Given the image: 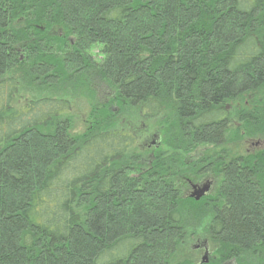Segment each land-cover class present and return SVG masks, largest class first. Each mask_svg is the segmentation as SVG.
Returning a JSON list of instances; mask_svg holds the SVG:
<instances>
[{"label":"trees","instance_id":"obj_1","mask_svg":"<svg viewBox=\"0 0 264 264\" xmlns=\"http://www.w3.org/2000/svg\"><path fill=\"white\" fill-rule=\"evenodd\" d=\"M208 212L223 264H264V0H0V264H201L180 251Z\"/></svg>","mask_w":264,"mask_h":264},{"label":"rangeland","instance_id":"obj_2","mask_svg":"<svg viewBox=\"0 0 264 264\" xmlns=\"http://www.w3.org/2000/svg\"><path fill=\"white\" fill-rule=\"evenodd\" d=\"M102 47H96L94 49V55L96 61L102 60ZM89 114V103L82 99L72 102L71 116L75 123L77 132H84L86 129L87 117ZM121 128L127 129L128 132L134 134L137 137V148L145 155L153 154V149L156 147L164 149V136L160 130L161 125L159 120H147L140 117L136 111H131L125 118H122ZM258 139L243 141L239 145L230 146L232 150L231 156L243 155L248 152H254L258 150ZM213 153V152H212ZM219 182L215 183L211 195L214 196L218 191ZM193 183V182H192ZM196 183H200L195 181ZM183 194L190 197V186L185 182L181 184ZM193 199V198H192ZM194 200V199H193ZM198 202V201H197ZM208 202V201H207ZM194 211V210H193ZM209 213V212H208ZM192 223L188 227V239L184 247L181 248L180 258H191L196 263H201L205 257V251L203 250L206 244L209 247L207 256V262L205 264H223L221 256L218 253L217 246L213 243L211 234L209 233L210 222L212 221L211 214L208 215H194Z\"/></svg>","mask_w":264,"mask_h":264},{"label":"flooded vegetation","instance_id":"obj_3","mask_svg":"<svg viewBox=\"0 0 264 264\" xmlns=\"http://www.w3.org/2000/svg\"><path fill=\"white\" fill-rule=\"evenodd\" d=\"M217 182H218V179H216L214 176H212V177H206V178H204L203 180H202V182H200V183H192L191 181H189L188 180V184H189V186H190V193L192 194V192H193V189H192V187H193V185H198V186H204V185H206V184H208L209 185V191L207 192V194L200 200V201H204V200H206V201H210V199H212V195H211V192H212V189H213V187H214V185H215V183L217 184ZM190 194V195H191ZM205 245V247H204V251H205V254L207 253V251L209 252L210 250H209V247L206 245V244H204Z\"/></svg>","mask_w":264,"mask_h":264},{"label":"water","instance_id":"obj_4","mask_svg":"<svg viewBox=\"0 0 264 264\" xmlns=\"http://www.w3.org/2000/svg\"><path fill=\"white\" fill-rule=\"evenodd\" d=\"M192 189H193V192L190 195V197L195 199L196 201H200L209 191V185L206 184L202 187L198 185H193ZM207 256H208V251L202 261V264H205L207 262Z\"/></svg>","mask_w":264,"mask_h":264}]
</instances>
